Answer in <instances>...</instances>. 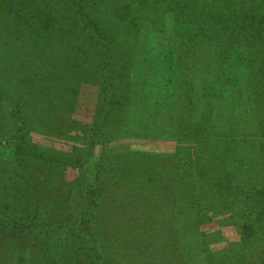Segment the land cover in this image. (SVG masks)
<instances>
[{
    "label": "trees",
    "instance_id": "16d2710c",
    "mask_svg": "<svg viewBox=\"0 0 264 264\" xmlns=\"http://www.w3.org/2000/svg\"><path fill=\"white\" fill-rule=\"evenodd\" d=\"M0 264H264V0H0Z\"/></svg>",
    "mask_w": 264,
    "mask_h": 264
},
{
    "label": "rangeland",
    "instance_id": "374dc122",
    "mask_svg": "<svg viewBox=\"0 0 264 264\" xmlns=\"http://www.w3.org/2000/svg\"><path fill=\"white\" fill-rule=\"evenodd\" d=\"M38 137H42V136H38ZM125 143H127L131 149L138 148V149H152V150H171L173 148L172 141L142 140V139L132 138L126 140Z\"/></svg>",
    "mask_w": 264,
    "mask_h": 264
}]
</instances>
